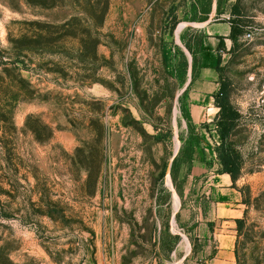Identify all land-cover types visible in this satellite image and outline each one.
Returning a JSON list of instances; mask_svg holds the SVG:
<instances>
[{"label": "rangeland", "instance_id": "374dc122", "mask_svg": "<svg viewBox=\"0 0 264 264\" xmlns=\"http://www.w3.org/2000/svg\"><path fill=\"white\" fill-rule=\"evenodd\" d=\"M235 3V254L264 264V0H0V264H194L184 217L221 164L187 82Z\"/></svg>", "mask_w": 264, "mask_h": 264}, {"label": "crops", "instance_id": "0c3cea01", "mask_svg": "<svg viewBox=\"0 0 264 264\" xmlns=\"http://www.w3.org/2000/svg\"><path fill=\"white\" fill-rule=\"evenodd\" d=\"M228 2H235V0H228ZM199 32L202 35V40L197 54H195L197 67L187 82V87H189L187 101L194 103L196 109H204L205 107H214L213 96L220 86L216 69L217 47L220 39L224 45L230 46L231 40L228 38L230 23L226 21L207 22L201 26ZM207 49L212 53L213 60L211 65L203 66L202 55ZM196 158L200 163L199 156ZM201 168L200 174L205 172ZM196 173L198 174V172L193 174ZM211 178L207 193L210 194L208 200L199 204L194 202L195 205L192 209L188 208L184 217L186 225L192 227L193 235L192 239L189 238V249L186 256H192L194 264H237L235 254L236 223L241 220L243 209L239 204L240 195L234 187L236 181L233 182L228 174H217ZM201 206L204 209L203 212L199 208Z\"/></svg>", "mask_w": 264, "mask_h": 264}, {"label": "trees", "instance_id": "16d2710c", "mask_svg": "<svg viewBox=\"0 0 264 264\" xmlns=\"http://www.w3.org/2000/svg\"><path fill=\"white\" fill-rule=\"evenodd\" d=\"M228 22L230 23V34L228 38L235 41L243 32V21L240 14H238L236 3L230 8V19H228ZM223 44V41L220 39L217 50H219ZM219 61L220 58L218 57L216 69H218ZM213 99L215 106L218 108V113L215 117V125L219 144L215 148V152L221 164L220 174H228L230 179L235 182L239 177L240 162L229 140L234 133L239 114L230 103L225 85L221 84V82L219 90L213 96ZM237 223H239V221H237Z\"/></svg>", "mask_w": 264, "mask_h": 264}, {"label": "built area", "instance_id": "2783aa9c", "mask_svg": "<svg viewBox=\"0 0 264 264\" xmlns=\"http://www.w3.org/2000/svg\"><path fill=\"white\" fill-rule=\"evenodd\" d=\"M244 39H247V38H250L251 37V34L250 33H246V34H244Z\"/></svg>", "mask_w": 264, "mask_h": 264}]
</instances>
